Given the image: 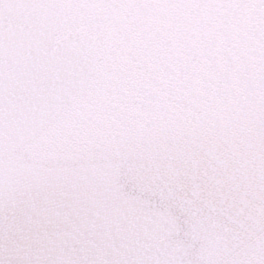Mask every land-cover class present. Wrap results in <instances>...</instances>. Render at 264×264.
I'll return each mask as SVG.
<instances>
[{
  "label": "clouds",
  "instance_id": "1",
  "mask_svg": "<svg viewBox=\"0 0 264 264\" xmlns=\"http://www.w3.org/2000/svg\"><path fill=\"white\" fill-rule=\"evenodd\" d=\"M0 15V264H264V0H0ZM134 29L239 53L199 127V104L119 86L97 48ZM23 191L52 217L30 239Z\"/></svg>",
  "mask_w": 264,
  "mask_h": 264
},
{
  "label": "snow or ice",
  "instance_id": "2",
  "mask_svg": "<svg viewBox=\"0 0 264 264\" xmlns=\"http://www.w3.org/2000/svg\"><path fill=\"white\" fill-rule=\"evenodd\" d=\"M19 6L25 5L21 2ZM4 22V17L0 15V28ZM92 43L89 40L81 47L87 49ZM100 48L114 58L111 65L115 66L119 74V86L136 96L140 102L151 98L169 107H174L178 101L199 104V108L187 114L196 127L204 122L206 116L211 115L210 109L215 107L217 99L231 91L230 74L242 69L236 60L239 53L227 46L223 49H205L196 39L191 44L177 43L175 36L161 32L149 37L143 31L134 29L131 34L121 33L101 41L97 50ZM44 62L50 68L61 66L62 54L53 49ZM81 66L82 62H78L73 72ZM109 70H112L111 66ZM72 79L69 78V82ZM117 90L112 89L110 94ZM39 123L38 119L25 122L21 130L38 126ZM49 207L45 203L34 207L29 193L23 191L17 203V222L29 239L32 231H38L51 221ZM26 220L29 223L26 224Z\"/></svg>",
  "mask_w": 264,
  "mask_h": 264
}]
</instances>
